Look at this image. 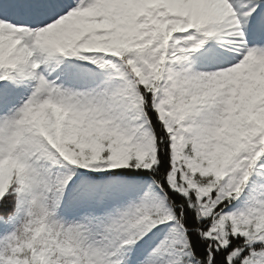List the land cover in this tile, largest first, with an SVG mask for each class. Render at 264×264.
Listing matches in <instances>:
<instances>
[{
  "label": "snow or ice",
  "instance_id": "6c2138e0",
  "mask_svg": "<svg viewBox=\"0 0 264 264\" xmlns=\"http://www.w3.org/2000/svg\"><path fill=\"white\" fill-rule=\"evenodd\" d=\"M0 264H264V0H0Z\"/></svg>",
  "mask_w": 264,
  "mask_h": 264
}]
</instances>
